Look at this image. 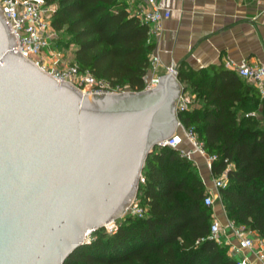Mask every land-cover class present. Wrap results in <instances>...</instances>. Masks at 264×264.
<instances>
[{
  "label": "water",
  "instance_id": "1",
  "mask_svg": "<svg viewBox=\"0 0 264 264\" xmlns=\"http://www.w3.org/2000/svg\"><path fill=\"white\" fill-rule=\"evenodd\" d=\"M0 5V264H63L122 217L148 156L180 124L178 72L86 94L15 50Z\"/></svg>",
  "mask_w": 264,
  "mask_h": 264
},
{
  "label": "trees",
  "instance_id": "2",
  "mask_svg": "<svg viewBox=\"0 0 264 264\" xmlns=\"http://www.w3.org/2000/svg\"><path fill=\"white\" fill-rule=\"evenodd\" d=\"M56 4L53 26L76 46L75 63L97 77L141 91L155 43L150 25L120 0H45ZM178 79L196 94L195 106L178 112L207 153L217 155L214 175L228 217L264 238V96L225 64L194 69L181 64ZM138 196L144 216L120 218L113 234L94 231L63 264H238L229 246L210 237L213 211L197 167L180 150L156 146L143 169Z\"/></svg>",
  "mask_w": 264,
  "mask_h": 264
},
{
  "label": "built area",
  "instance_id": "3",
  "mask_svg": "<svg viewBox=\"0 0 264 264\" xmlns=\"http://www.w3.org/2000/svg\"><path fill=\"white\" fill-rule=\"evenodd\" d=\"M131 1L139 5L136 15H138L143 22L149 24L150 27L159 28L163 20L171 16L170 9L160 6L158 0ZM0 5L4 8V14L9 22V27L17 38L19 46H15V50L21 51L23 55L30 58L42 69L50 72L60 81H69L86 94L132 92L131 90L133 89L128 86L124 87L108 79L97 77L91 70L82 69L81 66L74 61L67 62L63 60V55L58 45L61 33L52 23L53 16L57 9L56 4H49L45 0H0ZM160 64V57L157 55L152 56L150 67L154 74L152 78L146 82L143 90L156 88L159 84L160 75L157 74V69ZM226 66L236 70L243 79L254 84L261 95L264 96L263 64H250L247 62L236 64L233 61L227 60ZM173 70L177 71L174 66H167V72L172 73ZM192 103L193 96L182 89L176 102L177 114L180 111L190 109ZM179 129H182L184 137L193 149L206 158L207 166L212 172V166L217 159V155L207 153L195 130L193 128H186L181 120L176 132L169 138L161 141L158 146L176 148L180 150L182 156L194 163L190 156L191 151L180 148L182 139L178 132ZM212 176L213 187L215 189H209L204 198L205 204L211 208L215 206L217 200L222 199L221 189L226 188L228 185L226 173L221 175L213 174ZM144 182L145 176L143 174L141 183ZM145 212L146 210L141 206L137 194L122 217L127 215L144 216ZM120 218L111 220L101 228L108 229L106 234L117 232L119 228L118 220ZM227 228H231L234 232L237 239L236 243H233L228 238L223 239V235H225ZM210 237L219 243H228L230 245V254L237 259L238 264H251L250 253H253V255L264 264V238L253 236L252 232L246 226H239L233 221H230L228 226H224L218 217H213Z\"/></svg>",
  "mask_w": 264,
  "mask_h": 264
},
{
  "label": "crops",
  "instance_id": "4",
  "mask_svg": "<svg viewBox=\"0 0 264 264\" xmlns=\"http://www.w3.org/2000/svg\"><path fill=\"white\" fill-rule=\"evenodd\" d=\"M120 2L136 15L139 8L137 3L131 0ZM158 3L171 11V16L164 19L159 28L150 27L151 39L155 43L152 56L157 55L161 59L157 69L160 76L168 73L167 66H174L178 71L181 64L194 69L222 63L226 65L227 60L236 64L247 62L264 65V0H158ZM153 74L150 67L146 82ZM180 84L184 90L183 84ZM184 91L193 96L192 108L196 94L190 90ZM178 132L182 139L180 148L191 151L194 163L188 160L199 170L207 191L214 190L213 174L206 158L193 149L182 129ZM212 209L213 217H218L224 226H228L231 220L222 199ZM250 231L253 236H259L257 232ZM226 238L237 242L231 228L226 229L223 239ZM226 245L230 253V245ZM250 257L251 264H262L253 253H250Z\"/></svg>",
  "mask_w": 264,
  "mask_h": 264
},
{
  "label": "rangeland",
  "instance_id": "5",
  "mask_svg": "<svg viewBox=\"0 0 264 264\" xmlns=\"http://www.w3.org/2000/svg\"><path fill=\"white\" fill-rule=\"evenodd\" d=\"M60 38L62 37L63 39H66L67 40V36L65 34H62V32L60 31ZM76 46L74 45H65V43H62V45L60 46V50L62 52V55H63V60L64 61H67V62H72L75 60V49ZM133 92V90H131ZM178 100V99H177ZM177 102V101H176ZM198 173H199V170L197 169ZM200 174V173H199ZM218 202V200H217ZM213 211V209H212ZM108 231V229L106 228H101L100 229V232L101 233H106ZM92 235H90L89 239H91Z\"/></svg>",
  "mask_w": 264,
  "mask_h": 264
}]
</instances>
